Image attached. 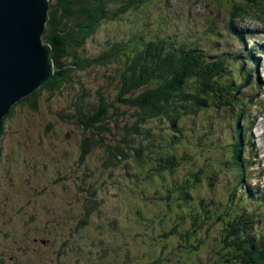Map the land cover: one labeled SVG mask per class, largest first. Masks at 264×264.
Masks as SVG:
<instances>
[{"label":"trees","instance_id":"obj_1","mask_svg":"<svg viewBox=\"0 0 264 264\" xmlns=\"http://www.w3.org/2000/svg\"><path fill=\"white\" fill-rule=\"evenodd\" d=\"M172 1L177 0H50L43 42L52 48L55 74L14 105L0 125V181L5 185L0 193L6 194L5 198L0 196L6 201V210L0 211L5 213L10 206L7 190L22 194L14 190L17 185L12 180L13 168L23 172L29 186L41 180L40 175L54 164L55 173L60 172L54 179L55 187L77 190L73 192L78 194L77 201H64L63 196L62 215L57 214L58 205L53 211L45 210L49 216H43L49 218L42 230L37 226L29 229L52 235L59 231L55 227L60 228L62 238L55 237L59 243L45 236L42 242L44 246L51 243L45 249L54 256L53 264H74L67 255L78 252V244H82L78 236L91 239L87 234L91 229L97 231L99 240L83 246L100 253L94 257L96 254L90 250L86 264H104L103 260L107 257L109 262L111 256L116 264H264V234L254 214L243 206L240 198L244 193L230 190L227 184L229 171L243 164L241 156L233 153H239L241 146L235 145L232 151L227 146L228 139L221 141V136L217 143L207 146V154L194 159L187 137V128H191L193 138L197 125L209 129L214 116L222 110H228L224 116L232 112L243 116L248 104L241 105L243 102L236 98V93L246 86V74L241 70L243 54L234 45H219L200 20L193 19V15L185 18L181 4L173 5ZM216 1L199 3L215 5ZM148 7H156L153 18L146 12ZM132 16L142 18L141 31L127 30ZM189 30L197 34L187 39L184 34ZM200 40H205L206 45ZM218 51L230 53L217 54ZM90 69L94 70L91 84L82 78L89 75ZM63 92L70 98L58 118L71 128L67 135L52 134L51 122L46 123L42 138L56 137L58 141L31 140V144L23 143L21 151L10 146L5 138L6 127L16 118L17 109L26 107L38 112L44 94L48 102ZM207 134L204 131L199 139L202 151ZM44 140L54 150L46 151L40 163L37 150ZM40 150L43 154L45 149ZM212 154L217 155L216 163L210 162ZM90 157L106 176L104 187L97 184L99 178L87 162ZM73 159L76 170L68 164ZM63 161L71 170L60 167ZM119 169L122 174H115ZM9 177L12 182H7ZM72 181L73 187L67 186ZM110 184L115 201L119 200L112 214L101 209L104 200L98 195L99 191L111 189ZM224 192L229 195L228 201L220 199ZM207 193L215 196L214 201L205 198ZM41 194L42 190L31 191L26 196L29 205ZM215 200H219L218 204ZM34 211L32 208L23 214L26 226L40 223ZM96 219L98 223L106 221V226L96 225ZM112 229L113 240H106ZM2 232L0 228V238L5 236ZM128 237L131 241L162 240L177 245L166 244L158 250L156 244L148 248L151 251L139 250V255L134 256L135 251L126 246ZM169 253L176 259H170Z\"/></svg>","mask_w":264,"mask_h":264},{"label":"rangeland","instance_id":"obj_2","mask_svg":"<svg viewBox=\"0 0 264 264\" xmlns=\"http://www.w3.org/2000/svg\"><path fill=\"white\" fill-rule=\"evenodd\" d=\"M229 1H231V0H217L216 3L228 5ZM237 1H239V0H237ZM172 2H173V5H175L177 2L179 5L181 4V6H184L185 4L190 2V0H177L176 2H174V1H172ZM156 7H158V6H156ZM156 7H154L153 9L148 7V9H146V12L149 15V17L150 16H152V18L154 17V12H155ZM178 13H179V11H178ZM213 14H215L218 17L216 22H218L220 24L223 23L225 18H221L220 13L215 12ZM160 21H161V19H160ZM141 22H142L141 17L132 16L131 21L127 26V30L129 32H133V33L141 31L142 30ZM160 30L162 32H164L165 27H162V29H160ZM100 36H101V34L98 36L97 40L100 39ZM42 39H43V37H42ZM211 49H212V47H211ZM89 50H90V52H92L93 48H90ZM89 50H88V52H89ZM220 53L226 54V53H230V52H225V51H223V52L218 51L217 52V54H220ZM249 66L251 67L252 65H249ZM263 71H264V69L262 67V72ZM93 73H94V70L90 69L89 75L85 74V78L82 77L83 79L86 80V83L91 84L90 81H92V79L90 77H92ZM253 81L256 82V77L253 78ZM261 90H264V88H262ZM251 91H252V89L250 88V89H242L241 91L237 92L236 93L237 100L239 102H244L245 100H248L252 96L250 94ZM263 93H264V91H263ZM47 97H48L47 94L43 95V98L41 100V104H40V108H39L38 112H33L29 108H26V107L17 109L18 111L16 114V118L14 120H12V122L10 124L8 123L9 125L6 127L7 128V135L5 136V138L9 139L8 143L10 144V146H13L18 151H21V150H23L22 149L23 143L24 144L25 143L31 144V142H30L31 140H32V142H36V139H48V140L53 139L55 141H58L56 137L53 138V137L45 136L42 138L41 133L46 132V129L44 128L46 123H51V122L53 123L52 124V130H51L52 134H54V135L58 134L61 137H63L64 133H65V135H67L68 131L71 128L69 127L68 124L60 122L58 117H60L61 113L63 114V111L61 110V108L65 107V103H67L69 101L70 97H67V93H64V92L61 94H58V96L53 97L48 102L46 99ZM258 99L263 100V101H261L259 106L257 103ZM258 99H256L252 103V105H250L248 108L251 107V112H255V113L260 112L261 115L263 114V116L261 118V119H263L264 118V97L263 98L259 97ZM255 110H259V111H255ZM66 113H68V112H66ZM224 113H228V110L227 109L222 110L217 115L214 116L213 120L210 122V128L209 129L203 128V126L201 127V125H197L196 129H195L196 136H194L193 138H191V132H190L191 128L190 129L187 128V132L189 133V136L187 135V137L189 138V141H190L188 144V146H190L189 151H191L194 159L199 158L200 154H202V153L207 154L208 152H206V150L209 149L207 146L211 145L212 142L217 143V141L221 138V136H222V138L220 139L221 141L223 140V138H225V140L228 139V141H229V139L233 138V136L235 135L234 131H235L236 126H231V123H232V120L236 123L237 116H235V112H232V113H230V115H226V116H224ZM221 114H223V115L219 116ZM249 116H250V114H249ZM251 117H254V115L251 114ZM261 126L262 125H259L254 129L255 130L254 137H255V142H256L257 148H258L257 150L259 152V154H257V155L258 156L260 155V158H264V148L261 147L262 141L264 140V137H262V138L260 137V135L262 134V131L260 130ZM204 131H206L208 134H207V136H205L206 142H205V146L202 147L203 148V151H202L201 149H199L201 146L200 144H202V140H199V139L202 138V134H204ZM217 136H218V138H217ZM182 137L184 138L185 135H182ZM74 143H75V141H74ZM35 145H37V144L35 143ZM40 145L41 146H40L39 150H37V153L40 155V158H41L40 163H42V160L44 159L43 155L45 154V152L50 151V153H51V152H53L54 149H53V147H51L50 142H48L47 140H44L43 142H41ZM71 145H69V146H71ZM193 145H194V147H193ZM40 149H45V150H43L44 151L43 154H41ZM72 149H74V147L70 148L69 150L71 151ZM29 151H31V150L29 149ZM216 157H217L216 154L210 155V158H209L210 162L216 163L214 160V158H216ZM74 160L75 159L68 160V164H70L76 170L77 166H75ZM93 161H94L93 157H90L87 160L88 164H90L91 168L94 170L95 177L97 176L99 178L97 180L98 186L101 185V187H104V185L106 184V181L104 183L106 176H104L102 169L101 168L99 169L100 164L95 163V161L94 162ZM62 164H60L61 168L64 167L66 170H71V168L68 165L66 166L64 161ZM191 164H193V162H191ZM261 164L264 166V161H261ZM21 166H23V165L21 164ZM228 167H230V166H228ZM40 168L42 169V167H40ZM55 168L56 167L54 166V164H52L51 169L49 171H47L46 174L40 175L41 180L36 179V180H34L35 182L32 181L31 185H29V186L27 184H25V179L23 178L24 177L23 172L22 173H19L18 171L15 172V168H13L12 180L14 179L15 180L14 184L17 185L16 188H14L15 186L13 188L15 191H17V190L22 191V194L20 196L17 194L15 195L14 193H12V190H7L6 192H10V201L7 200L8 204H10V206L7 207V212L4 211L5 213H2L0 211V226H1L0 228H1V231H3L5 233V236L0 238V240H1V242H0V261L2 262V264H53L54 256L49 253L48 249L47 250L45 249V248H48L51 243L49 242L50 244H48L47 246H44L42 242H43L44 236H45V238H48L49 241H52V242L57 241L55 237L56 236L61 237V233L59 232L60 228L55 227L54 230L58 229L59 231H57V233H53L52 235L49 233H46L44 231H38V232L33 233L34 231L29 230V229L31 227L37 226L38 229L40 228L42 230V227L45 225L44 224L45 221L47 222L48 218H49V217H44L43 214L45 215L46 211H49V212L51 210L53 211L57 207V205L60 206L57 214L62 215L64 213V211H63L64 207H62L60 205V202H63V201H61L60 198L63 199V196L65 199L64 201H69V202H70V200L72 202L77 201L76 198L78 197L77 196L78 194L77 193L73 194V192L74 191L77 192V190H72V192H71V190H66V188H64V190H62V189H57L55 187L56 186L55 182L57 180L56 174H57V172H58V174L60 173L59 171H57L55 173V171L57 170ZM211 168H212V166H211ZM226 169H227V167H226ZM58 170H60V169H58ZM261 170H263V171L260 172ZM24 172H25V170H24ZM251 172H252L253 178H256L257 181H259V180L262 181L261 186L264 187V168L262 169L261 167L257 166V167H254L253 169H251ZM117 173H119L118 175L122 174V169L117 170L115 172V174H117ZM61 174L65 175L64 172H62ZM2 176L0 175V179ZM9 178H7V182H12L11 178L10 179ZM54 179H56V180L54 181ZM62 179H63V177H62ZM53 181H54V183H53ZM216 181L217 180H215V184H216ZM251 182L253 185L256 184V182H254V181H251ZM64 183H63V186L65 185ZM78 184H80V182L76 183V186ZM67 186L73 187V181H72V183L68 182ZM60 187H62V186H60ZM109 187L111 189L105 191L104 193H102V191L100 193V191H99L98 195H100L99 196L100 199L104 200V203H103L104 206L101 209H103L104 212H107L108 214H112L114 209L118 206L119 200L115 201V198L113 197L112 185L110 184ZM214 187H216V185H214ZM216 188H218V187H216ZM4 189H5L4 182L2 183V181H0V190H4ZM33 190H35V191H37V190L41 191L42 190V194L38 195L36 197V199H34V202H32L33 201L32 200L31 201L32 203L30 202L31 204L29 205V201H28V198L26 196ZM66 192H67L68 196H67ZM245 194H246V192H245ZM261 195L264 196V192H261ZM0 196L4 197V198L6 197V194H4V191H1ZM205 198L209 201H214L215 196L207 193L205 195ZM220 199L222 201H225V196H222ZM247 199H246V201H247ZM58 201H59V203H58ZM215 202L218 204L219 200H215ZM260 203H262V205H264V198L262 199V201H260ZM256 204L257 203L249 205V206L254 207ZM5 206H6V201L0 199V209L6 210ZM243 206L248 207V204L245 203ZM212 207H213V205H212ZM32 208H35L34 215L40 221V223L37 222V223H34V225H32V226H30V225L26 226L23 214L30 211ZM18 210H20V211L18 212ZM46 215H48V214H46ZM50 215H51V213H50ZM97 219L95 220V222L97 223L96 225H102L105 223V226H106V221L102 220L101 222L98 223ZM256 220H258V218ZM227 223L228 222H226L224 224V226H226ZM155 225L158 228V221H155ZM105 226L101 230L102 236L104 235V233L106 231ZM48 230L49 231L53 230V227H51ZM87 234L90 236L89 238H91V239L86 238L84 235L78 236L77 239H79L82 243L81 245L78 244V247H77L78 252L76 254H72V255L68 254L67 255L68 258H70L72 260V262H74V264H86L84 262H86V259L91 254L90 250H92V253L94 255L96 254L94 257H98L97 253L98 254L100 253V252H97V249H93L92 247L91 248L88 247V249H89L88 250L83 246L84 244H86V242H92V240H94V239H96V241L99 240V236L97 235V231H93V229H91V230H88ZM107 234L108 235L106 236V240H113L114 237H112V235L115 234V230H113V229L109 230L107 232ZM91 235H92V237H91ZM46 242L47 241H45V243ZM125 242H126V246H129L128 248H131L132 251H135L134 256L139 255V253H138L139 250L151 251L152 249H148V248L149 247H156V244L159 247L158 250L163 248L166 244H168V245L169 244H175V243H171V242H165L162 240H156L154 242L149 240V242H148L147 240L142 239V241L138 242L135 239H133L131 241L130 237H128ZM57 243H59V242L57 241ZM175 245H177V244H175ZM90 246H92V245H90ZM207 247H209V246H207ZM56 251L58 252L59 250L56 249ZM165 252L168 254L169 251L166 250ZM157 253H159V255L161 257H164L161 252L158 251ZM169 254H170V257H172L170 259H173V260L176 259V256L172 255L171 253H169ZM150 255H154V254L150 253ZM85 257H86V259H85ZM56 260H57V257H56ZM103 262H104V264H116L115 260L112 256L109 258V262H108L107 257L105 260H103Z\"/></svg>","mask_w":264,"mask_h":264},{"label":"water","instance_id":"obj_3","mask_svg":"<svg viewBox=\"0 0 264 264\" xmlns=\"http://www.w3.org/2000/svg\"><path fill=\"white\" fill-rule=\"evenodd\" d=\"M50 0H0V125L12 107L55 74L44 44Z\"/></svg>","mask_w":264,"mask_h":264},{"label":"bare ground","instance_id":"obj_4","mask_svg":"<svg viewBox=\"0 0 264 264\" xmlns=\"http://www.w3.org/2000/svg\"><path fill=\"white\" fill-rule=\"evenodd\" d=\"M253 161H255V159H254ZM261 201H262V200H261Z\"/></svg>","mask_w":264,"mask_h":264}]
</instances>
